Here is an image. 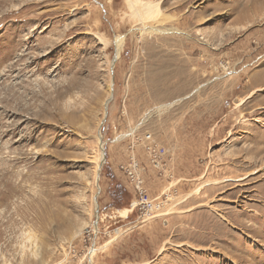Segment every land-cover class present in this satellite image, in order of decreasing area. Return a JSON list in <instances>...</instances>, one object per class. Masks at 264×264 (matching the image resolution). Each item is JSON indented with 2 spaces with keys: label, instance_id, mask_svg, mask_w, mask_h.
Masks as SVG:
<instances>
[{
  "label": "rangeland",
  "instance_id": "374dc122",
  "mask_svg": "<svg viewBox=\"0 0 264 264\" xmlns=\"http://www.w3.org/2000/svg\"><path fill=\"white\" fill-rule=\"evenodd\" d=\"M128 1L0 0V264H264V0Z\"/></svg>",
  "mask_w": 264,
  "mask_h": 264
},
{
  "label": "built area",
  "instance_id": "2783aa9c",
  "mask_svg": "<svg viewBox=\"0 0 264 264\" xmlns=\"http://www.w3.org/2000/svg\"><path fill=\"white\" fill-rule=\"evenodd\" d=\"M145 140L148 142L147 151L154 164L159 163V159L165 154L164 149H155V143L151 136L146 135ZM120 170L125 173L132 185V189L135 194V199L131 204V211L137 210L141 217H149L154 212L161 209V202L156 201V199L150 198L146 191L143 189V179L141 178V171L139 170V165L134 159V157L129 158V162L125 165L119 167ZM130 211V212H131ZM98 218V217H97Z\"/></svg>",
  "mask_w": 264,
  "mask_h": 264
},
{
  "label": "bare ground",
  "instance_id": "6f19581e",
  "mask_svg": "<svg viewBox=\"0 0 264 264\" xmlns=\"http://www.w3.org/2000/svg\"><path fill=\"white\" fill-rule=\"evenodd\" d=\"M128 3L130 4V7H131V9H133V11L135 12V14H137L138 16H140V17H153L154 15H156L157 13H158V4H154V3H143L141 0H136V1H134V2H131V1H128ZM146 28V27H145ZM166 30V29H165ZM165 30H160V29H156V28H152L150 31H148L149 33L150 32H153V33H158V34H164V33H168L167 32V30H166V32H165ZM168 31H171V29L170 30H168ZM175 31V30H174ZM172 33V32H171ZM175 33V32H174ZM152 34V33H151ZM177 34V33H176ZM179 34V33H178ZM122 39H123V37H122ZM122 39H119V40H117L116 41V43H115V58H114V60H116V59H118L119 58V55H120V51H121V49H122ZM114 64V63H113ZM113 64H112V67H113ZM223 69L225 70L226 69V66H223ZM249 98V96L248 97H246L245 99H248ZM112 100V97H111V94L109 95L108 94V98H107V101H106V103L104 102V104H103V107L104 108H106L105 107V105L107 104V102H110ZM243 102V100L242 101H240L239 103H238V105H240L241 103ZM169 106H171V105H159V106H157V107H155V109L154 110H152V111H154V113L155 114H159V112H161L163 109H166V108H168ZM53 114V113H52ZM54 115H57L56 113H54ZM150 116V115H149ZM59 118H60V116H59ZM147 118H148V116H147ZM98 160L101 162V160H102V154H101V146H100V151H99V154H98ZM97 174V173H96ZM97 177V176H96ZM96 180H97V178H95V180H94V182L96 183ZM131 210H129V212H130ZM119 214H120V216L121 217H125V215H126V213L124 212V211H122V212H119ZM96 228V227H95ZM92 256V255H91Z\"/></svg>",
  "mask_w": 264,
  "mask_h": 264
}]
</instances>
